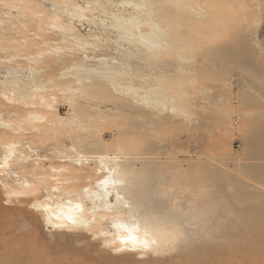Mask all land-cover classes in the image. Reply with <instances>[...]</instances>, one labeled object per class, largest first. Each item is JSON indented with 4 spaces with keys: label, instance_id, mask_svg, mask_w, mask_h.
<instances>
[{
    "label": "rangeland",
    "instance_id": "374dc122",
    "mask_svg": "<svg viewBox=\"0 0 264 264\" xmlns=\"http://www.w3.org/2000/svg\"><path fill=\"white\" fill-rule=\"evenodd\" d=\"M6 1L0 0V6L6 7ZM34 1L39 9L48 6V1ZM198 3L149 0L164 28L161 47L146 51L137 46L128 60L139 72L161 73L164 107L141 102L131 106L127 103L132 94L118 92L123 102L102 122L78 93L71 99L68 91H47V96H55L53 105L60 114L75 110L79 115V127H72L71 134H99L105 144L119 138L123 156L136 163L133 184L142 204L183 222L179 227L192 235L182 234L174 248L158 255L113 253L84 231L46 226L30 206L45 195L42 187L27 196L7 197L0 190V264H264V0ZM3 11L0 7V14ZM65 18L61 15L67 22ZM26 20L27 26L16 24V31L8 28V16L0 17V75L18 63L56 77L70 59H81L77 51L61 60L52 54L32 62L25 59L43 47L38 39L31 47H13L22 33L38 32L30 25L36 19ZM57 32L46 27L44 37L56 38ZM118 44L133 48L126 41ZM115 46L105 51L112 55ZM13 49L17 55L12 56ZM106 83L91 76L84 96L101 108L110 107L105 92L113 91ZM170 96L176 98L174 111ZM28 109L17 96L8 102L0 97L4 119ZM31 109L46 111L38 105ZM24 127L17 134L0 128V135L5 131L9 139L23 138L18 149L31 141L53 163V147L71 142L66 133H59L40 145L35 132Z\"/></svg>",
    "mask_w": 264,
    "mask_h": 264
},
{
    "label": "bare ground",
    "instance_id": "6f19581e",
    "mask_svg": "<svg viewBox=\"0 0 264 264\" xmlns=\"http://www.w3.org/2000/svg\"><path fill=\"white\" fill-rule=\"evenodd\" d=\"M39 1H48V6L39 9L40 4L34 0H8L6 7L0 6L6 10L0 17L8 16L11 30L18 31L16 24L27 26L24 23L27 17L36 19L30 25H34L38 32L22 33L18 40L15 39L17 46L13 47H31L40 40L37 43L43 47L36 45L39 50L25 56L30 62L50 54L61 60L76 51L81 54V59H70L60 67L56 77H45L35 67L24 68L18 63L14 67L8 65L0 75V97L8 102L17 96L29 109L22 115L11 114L8 119L0 114V128L17 134L27 125L35 132L40 145L59 133H66L71 142L67 147H53L52 154L57 158L53 163L48 156L39 153L31 141L27 140L23 149H18L23 138L13 136L9 139L8 132L3 131L0 135V190L7 197L27 196L38 193L42 187L45 195L32 201L30 206L40 213L46 226L84 231L113 253L158 255L174 248L182 234H192L186 233L189 229L179 227L183 222L166 219L165 215L150 209V205L142 204L140 193L133 184L136 163L133 158L123 156L122 141L115 138L105 144L99 134L83 137L71 134L72 127H79V115L75 110L67 116L60 114L53 105L55 96H47V91L53 89L68 91L71 99L78 93L101 121L113 113L118 102H123L116 96L118 92L132 94L128 99L131 103H127L131 106L141 102L149 107H164L166 97L160 92L161 73L139 72L137 66L128 61L135 55L137 46L146 51L161 47L164 28L160 19L154 17L149 0ZM188 1L199 4L198 0ZM61 15L67 22L61 19ZM46 27L58 31L56 38L44 37ZM119 40L126 41L133 48L122 47ZM114 46V54L105 51ZM11 54L14 56L17 52L14 50ZM91 76L107 82L113 91L105 92L110 107L105 105L103 109L84 96ZM67 77L72 79L56 81ZM175 100L174 96L168 99L171 111L175 110ZM37 105L47 113L31 109ZM82 146L97 147L101 151H85ZM131 237H135V243Z\"/></svg>",
    "mask_w": 264,
    "mask_h": 264
},
{
    "label": "snow or ice",
    "instance_id": "6c2138e0",
    "mask_svg": "<svg viewBox=\"0 0 264 264\" xmlns=\"http://www.w3.org/2000/svg\"><path fill=\"white\" fill-rule=\"evenodd\" d=\"M105 183H107V181H105ZM131 239H132L133 243L136 242V241H135V237H131Z\"/></svg>",
    "mask_w": 264,
    "mask_h": 264
}]
</instances>
